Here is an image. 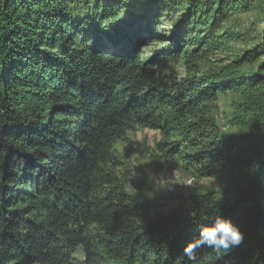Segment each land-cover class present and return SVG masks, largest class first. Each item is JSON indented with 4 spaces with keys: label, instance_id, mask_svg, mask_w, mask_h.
Returning <instances> with one entry per match:
<instances>
[{
    "label": "trees",
    "instance_id": "obj_1",
    "mask_svg": "<svg viewBox=\"0 0 264 264\" xmlns=\"http://www.w3.org/2000/svg\"><path fill=\"white\" fill-rule=\"evenodd\" d=\"M138 128L218 189L157 206L116 151ZM217 215L243 242L188 260ZM0 264H264V0H0Z\"/></svg>",
    "mask_w": 264,
    "mask_h": 264
},
{
    "label": "rangeland",
    "instance_id": "obj_2",
    "mask_svg": "<svg viewBox=\"0 0 264 264\" xmlns=\"http://www.w3.org/2000/svg\"><path fill=\"white\" fill-rule=\"evenodd\" d=\"M256 17L257 10H251L247 14L240 16L239 20L241 22H251ZM168 32L167 26L157 27L155 37L160 42L151 43L148 49L151 54H159L157 66L163 72L181 77L184 75V69L181 64L182 60L177 57H164L162 55V51L167 47L166 38L169 37ZM231 46L239 49L242 48L238 43L231 44ZM147 52L146 50L144 53ZM225 52L226 50L220 51L222 56ZM236 99L237 95L230 93L219 97L218 123L223 133L234 131L233 126H230L228 121L230 119L231 101ZM159 141L160 136L157 131L138 128L136 131L129 132L127 140L116 146L117 155L123 167L130 171H138L148 178L149 187L146 190V195L157 206L167 210L170 207L183 203L190 195L218 189L219 184L215 179L198 178L196 175L181 172L177 163L171 165L165 158H153L155 145ZM173 170L177 172L175 177H173V174L170 176ZM188 177L194 178L190 185L186 183ZM166 181H168L170 186H166ZM168 188L173 189V191L169 192Z\"/></svg>",
    "mask_w": 264,
    "mask_h": 264
},
{
    "label": "clouds",
    "instance_id": "obj_3",
    "mask_svg": "<svg viewBox=\"0 0 264 264\" xmlns=\"http://www.w3.org/2000/svg\"><path fill=\"white\" fill-rule=\"evenodd\" d=\"M207 220L211 222L203 224L198 235L184 245L183 254L190 261L196 260L197 249L210 248L218 254L221 250L228 253L243 242L244 236L239 225L230 217L217 215Z\"/></svg>",
    "mask_w": 264,
    "mask_h": 264
},
{
    "label": "bare ground",
    "instance_id": "obj_4",
    "mask_svg": "<svg viewBox=\"0 0 264 264\" xmlns=\"http://www.w3.org/2000/svg\"><path fill=\"white\" fill-rule=\"evenodd\" d=\"M172 174H173V177H175V175L177 174V172L176 171H172L171 172V175L170 176H172ZM194 180V178L193 177H188V179H187V181H186V183H187V185H190L191 183H192V181ZM185 181V180H184ZM166 186H170L169 185V183H168V181H166ZM174 188V187H173ZM168 190H169V192H172L173 191V189H169L168 188Z\"/></svg>",
    "mask_w": 264,
    "mask_h": 264
}]
</instances>
